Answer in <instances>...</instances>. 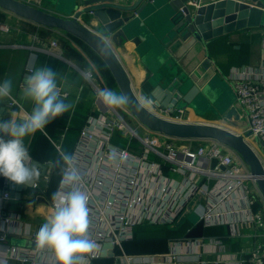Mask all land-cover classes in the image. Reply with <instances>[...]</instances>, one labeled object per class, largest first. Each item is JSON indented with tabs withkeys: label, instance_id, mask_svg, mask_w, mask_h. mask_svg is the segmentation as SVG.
Instances as JSON below:
<instances>
[{
	"label": "built area",
	"instance_id": "2783aa9c",
	"mask_svg": "<svg viewBox=\"0 0 264 264\" xmlns=\"http://www.w3.org/2000/svg\"><path fill=\"white\" fill-rule=\"evenodd\" d=\"M24 1L38 8L35 2H41ZM236 1L256 6L246 0ZM203 2L205 0H187L186 4L197 8ZM0 31L7 32L8 28L0 25ZM227 79L246 118V126L240 135L264 167V51L257 67L234 68ZM88 82L96 95L97 115L87 118L71 152L82 176L77 186L89 196L92 221L89 233L96 248L89 255L88 264L101 258L103 246L108 243L113 246L110 259L114 264H219V256L211 262L204 253L209 245L214 249L213 255L223 246L219 241L204 238L169 242L165 254L128 255L125 252L124 244L133 240L135 227L147 223L175 228L181 219L192 221L191 217H194V226H224L229 230V238L248 237L250 244L241 264H264V203L242 160L213 141H180L149 132L138 122L137 126L131 127L122 113L126 112L133 119L125 106L116 109L106 106L98 95L101 90L98 83L92 76ZM5 103L11 110L19 107L12 96L6 97ZM145 106L159 118L185 122L183 110L158 109L153 104ZM117 133L121 144L112 142L113 138H118ZM256 142L260 143L261 151L256 148ZM57 149L60 153L59 147ZM49 180V175H45L38 185H47ZM61 180L62 177L56 193L62 187ZM39 189L37 186L24 191V200L33 203L39 197L44 198L46 191ZM199 195L207 199H201L204 201L203 213L196 216L189 209ZM11 201L9 181L3 177L0 264L9 261L55 264L49 250L36 248L39 225L27 233L26 228L34 222L29 224L20 212L9 211L7 204ZM46 202L52 215L53 200L46 199ZM14 237L27 239L30 247L8 243Z\"/></svg>",
	"mask_w": 264,
	"mask_h": 264
},
{
	"label": "crops",
	"instance_id": "0c3cea01",
	"mask_svg": "<svg viewBox=\"0 0 264 264\" xmlns=\"http://www.w3.org/2000/svg\"><path fill=\"white\" fill-rule=\"evenodd\" d=\"M40 1V4H38L37 1L35 2L39 8L68 17L74 16L75 12L80 9L78 3L73 0ZM0 16L7 21H12L14 25L12 29H8L7 32L0 31V82L5 79L12 80L13 88L10 96L15 98L19 104V107L11 110L6 106V98L0 100V119L22 120L31 112L33 105L30 101H26L22 98V89L27 76L31 74L28 69V61L32 56L38 57L37 67L40 65L48 66L49 59H55L59 62L58 67L53 68L51 66V68L57 73V82L61 93L66 94L65 102L74 105V108L63 114V117L71 119L75 112L88 114L90 111L95 110L94 99L96 96L89 82L82 78V76L74 77L69 73V67H72L69 62L77 65L79 64L72 59V54L70 52L72 50L68 47L76 49L77 47H80L88 50L85 46L76 42L73 38L63 32L36 26L2 10H0ZM170 17L171 14L165 13L159 18L162 25L161 31L166 32V30L171 28L169 24ZM80 21L85 22L82 17L80 18ZM1 23L2 20L0 18V25ZM52 42L56 43L55 48L59 55L51 53ZM63 48L65 50H63ZM53 51L55 52V50ZM263 51L264 25L259 28L232 32L212 41L211 43L205 44H198L189 39L185 41L174 39L167 46V52H165V57L162 60L163 62L158 71H156L157 74L154 73L152 75L149 68L143 63L139 52L133 44L127 43L119 48H114L116 56L129 76L133 90L138 94V97L142 102L145 97L140 92V89L146 84H148V86L159 84L162 88L166 89L172 80H175L177 77L198 79V82L202 84L207 82L212 84L214 88L213 92L215 94V102L217 106L215 104L208 105V107L204 106L203 108L187 106L183 113L184 121L187 123L213 124L226 128L237 134L243 132L246 126V118L236 103L235 94L230 87L227 77L230 71L234 68L257 67L262 60ZM90 52L93 53L92 51ZM93 55L95 54L93 53ZM154 76L157 77V79L154 80ZM149 88L145 86L146 90ZM83 89L87 90V95L84 98L82 107L77 108L76 104L80 101ZM220 104L225 108L224 110L234 107L239 120H226L224 115H220L217 110V107ZM76 122L77 120L72 118L71 124L64 128L55 126L54 121L47 125L44 132L40 133L42 137L46 139L49 146L44 142L43 138L38 140V136L37 140L35 138L34 141L36 133L33 136L25 138L24 142L26 147H28L29 153L31 152L30 149H33L35 157L37 158L36 161L43 163L48 167L46 175H49V178L53 166L52 162L55 158H58L59 155L57 147H59L60 151H63L64 139L69 132L68 129L72 130L74 125H76ZM45 132L47 135L44 134ZM76 133L79 135V130L76 131ZM256 148L258 151L262 150L260 143L256 142ZM32 160L34 159L32 158ZM61 177L62 175L60 176V179ZM43 185L44 184L42 183L38 185L40 187V192L46 191ZM2 186L3 177L0 176V197L2 194ZM57 187L58 185L48 199L46 198L47 200H52ZM23 197L24 195L22 194L19 201L13 200L9 202L7 204L8 210L11 212H20L22 218L29 224L34 222V224H31L30 227L28 226V228H26V232L31 233L38 225L41 226L46 222L51 216V211L46 206L47 202L45 197V202L41 201L40 203L37 202V199L34 200L33 203L27 202ZM191 218L193 221L194 217ZM36 219L40 220L39 224L35 222ZM19 239L24 240L25 243H19ZM211 240L219 241L223 248L219 249V253L213 255L212 252L214 249L209 245L207 246L204 256L210 259L211 262L218 259L219 256L221 260L219 264H241L244 259V254L250 244V239L248 237L229 239L213 238ZM206 241H208V239ZM27 242L29 241L23 237L10 238L8 241V243L18 247L29 246L30 244H27ZM169 246L170 244L167 242L166 249L157 254L167 253ZM125 252L128 255L140 254L137 252L129 253L126 249ZM100 259L111 260L109 258ZM111 262L114 264L113 260H111ZM5 264L22 263L9 261Z\"/></svg>",
	"mask_w": 264,
	"mask_h": 264
},
{
	"label": "water",
	"instance_id": "95a60500",
	"mask_svg": "<svg viewBox=\"0 0 264 264\" xmlns=\"http://www.w3.org/2000/svg\"><path fill=\"white\" fill-rule=\"evenodd\" d=\"M73 1L78 3L80 9L71 17L45 11L29 5L24 0H0V10L36 26L63 32L92 51L107 69L118 93L122 92L128 97V104L125 105L128 113L149 132L180 141H213L236 154L246 166L264 203V167L246 139L217 125L172 122L157 117L145 105L138 107L142 102L134 92L129 76L114 52V48L127 43L133 44L153 75L163 62L167 46L174 39H189L198 44H205L232 32L262 26L264 0H246L256 3L254 7L236 0H205L197 8L187 5V0ZM165 13L171 14V28L163 32L159 18ZM81 17L85 22L80 21ZM98 32H103L109 37L110 55L104 58L96 51ZM155 79L157 77L154 76ZM145 86L150 87V90H146ZM145 86L140 92L144 97L151 99L153 106L158 109L175 108L184 111L187 106L208 107V103L214 101L215 97L212 84H202L198 79L189 77H177L166 89L159 84ZM224 109L221 104L217 107L218 113L224 115L226 120H239L234 107ZM32 163L39 166L40 179L46 175L48 167L45 164L36 160H32ZM28 189L30 187L14 185L9 181L10 199L19 201ZM41 201L45 202L44 198L39 197L37 202ZM35 222L39 224L40 220L36 219ZM112 249V244H105L100 257L112 258Z\"/></svg>",
	"mask_w": 264,
	"mask_h": 264
},
{
	"label": "clouds",
	"instance_id": "9594fccd",
	"mask_svg": "<svg viewBox=\"0 0 264 264\" xmlns=\"http://www.w3.org/2000/svg\"><path fill=\"white\" fill-rule=\"evenodd\" d=\"M97 54L104 58L110 55L109 37L98 32ZM38 57L32 56L28 61L30 75L27 76L22 89V98L33 105L31 112L22 120L0 119V176L14 185L36 188L41 176L39 166L32 163V156L25 145V138L44 132L47 125L74 108L66 103V94L62 95L57 82V73L51 67L36 66ZM84 79L92 76L91 70H82ZM13 82L5 79L0 82V100L12 93ZM101 101L113 109L128 104V97L110 88H103L98 93ZM153 101L144 98L141 106L151 105ZM47 135V133H44ZM114 151V150H113ZM60 169L62 175L61 189L53 194L52 215L44 222L35 238L37 249L49 250L55 264H88V257L96 248L90 239L89 196L77 185L82 176L75 163L74 156L61 151L56 161L52 162ZM198 214L203 213L197 207Z\"/></svg>",
	"mask_w": 264,
	"mask_h": 264
},
{
	"label": "trees",
	"instance_id": "16d2710c",
	"mask_svg": "<svg viewBox=\"0 0 264 264\" xmlns=\"http://www.w3.org/2000/svg\"><path fill=\"white\" fill-rule=\"evenodd\" d=\"M75 40V39H74ZM78 42L77 40H75ZM80 43V42H78ZM81 44V43H80ZM83 45V44H82ZM84 46V45H83ZM88 49V48H87ZM89 50V49H88ZM97 57V56H96ZM98 58V57H97ZM56 68L59 66V62L55 59H49L48 60V67ZM52 68V69H53ZM87 95V90L83 89L81 92V98L80 101L77 102L76 107L80 108L82 107V103L84 101V98ZM95 116L97 115L96 110L90 111L88 114H82L75 112L72 116L74 120H77L76 125H74V128L72 130L68 129V134L66 138L64 139V146L63 151L71 153L72 149L74 148V145L77 141L78 134L76 131H80L81 128L85 125L86 120L89 116ZM71 119H67L66 117L60 116L59 118H56L54 120V124L57 127H65L67 125L71 124ZM119 138V134H116ZM40 138H43L40 132H37L34 136L37 140ZM113 138L112 142L116 144H121V139L119 138ZM44 142L49 146L46 139H44ZM33 141V142H34ZM32 142V144H33ZM66 145V146H65ZM64 148L66 150H64ZM30 155L34 160H37L35 157L33 149H30ZM57 158L54 159L56 161ZM53 161V162H54ZM53 164V163H52ZM60 169L56 166H52L51 173H50V180L47 185H43L46 189V194L43 196L48 199V197L51 195V193L54 192L56 186L58 185L60 181ZM182 223V222H181ZM179 223V224H181ZM178 224V225H179ZM176 230L172 231L167 226H151L147 223L141 224L134 228L133 230V240L130 242H127L124 244V250L126 249L129 253H139V252H162L166 249L167 242L182 240V239H213V238H221V239H229V230L227 227L224 226H215V227H209L205 228L203 225L198 224L195 225L190 219L184 220L183 224L178 226ZM93 264H112L111 260L108 259H98L93 262Z\"/></svg>",
	"mask_w": 264,
	"mask_h": 264
},
{
	"label": "rangeland",
	"instance_id": "374dc122",
	"mask_svg": "<svg viewBox=\"0 0 264 264\" xmlns=\"http://www.w3.org/2000/svg\"><path fill=\"white\" fill-rule=\"evenodd\" d=\"M0 18L2 20L1 25L6 26L9 30H11L12 27L14 26L13 22L10 21V20L7 21L6 19H4L1 16H0ZM262 23L264 25V18H263V22ZM55 46H56V43H55ZM55 46H53V42H52L51 43V49H52L51 53L59 55L57 49L55 48ZM68 48L72 50V51H70L71 54H72V59L79 64V65H77V64H74L72 62H69L72 65V67H73V68L69 67V73H71L74 77H80L81 76L80 73H81L82 70H85V69L91 70V72H92V80H95L98 83V85L100 86V89L110 88V89L118 92L116 87H115V85H114V82H113L111 76L109 75L108 71L106 70L105 66L101 63V61L97 57H95V55H93V53H91L90 51H88L86 49L80 48V47H77V49L76 48H70V47H68ZM53 50H55V52ZM63 50H65V49L63 48ZM79 67H82V68H79ZM85 80L88 81V79H85ZM94 101H95V99H94ZM208 104L209 105L216 104L215 97H214V101H211ZM122 113H123L125 119L128 121V123H130L131 127L134 128L135 126H137V121L133 120L134 118L132 119L130 116L127 115L126 112H122ZM64 150H66V149L64 148ZM202 198H206V197H204L203 195H199V197L196 198V200L193 203L192 207L189 209V212L194 211L196 216L200 215V214L197 213L196 209H197L198 206L199 207H204V201L201 200ZM181 220H182V223H181V221H180V223L183 224V220L184 219H181ZM181 224H179V225H181ZM179 225H177L175 228H170V229L172 231H174L177 228H179L178 227ZM18 241L21 244L25 243L24 240H22V239H19ZM139 253L140 254L151 255V254H157V253H160V252L159 251H157V252L155 251V252H139Z\"/></svg>",
	"mask_w": 264,
	"mask_h": 264
}]
</instances>
